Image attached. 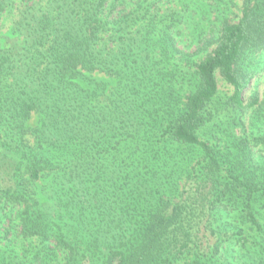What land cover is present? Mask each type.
Instances as JSON below:
<instances>
[{
    "label": "trees",
    "instance_id": "trees-1",
    "mask_svg": "<svg viewBox=\"0 0 264 264\" xmlns=\"http://www.w3.org/2000/svg\"><path fill=\"white\" fill-rule=\"evenodd\" d=\"M263 70L264 0H0V264H264Z\"/></svg>",
    "mask_w": 264,
    "mask_h": 264
},
{
    "label": "rangeland",
    "instance_id": "rangeland-1",
    "mask_svg": "<svg viewBox=\"0 0 264 264\" xmlns=\"http://www.w3.org/2000/svg\"><path fill=\"white\" fill-rule=\"evenodd\" d=\"M219 84L221 86L222 93L228 95L229 88H227L226 86H223L221 80H219ZM255 93L256 94L258 93L259 95L264 94V70L258 75L257 78L251 81V86L245 91L244 98L246 102L249 101L251 96H253ZM228 125H229V120L224 118L223 123H222V129L226 128ZM239 131H240V128L235 129V133L237 135L239 134Z\"/></svg>",
    "mask_w": 264,
    "mask_h": 264
}]
</instances>
